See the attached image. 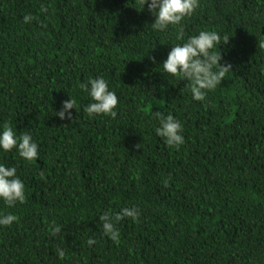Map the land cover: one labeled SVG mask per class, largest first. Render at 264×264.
<instances>
[{
	"label": "trees",
	"instance_id": "obj_1",
	"mask_svg": "<svg viewBox=\"0 0 264 264\" xmlns=\"http://www.w3.org/2000/svg\"><path fill=\"white\" fill-rule=\"evenodd\" d=\"M135 7L0 0V124L39 145L33 162L0 152L27 197L0 201L19 218L0 227V264H264V0H199L182 33L154 31ZM204 29L230 37L216 52L232 68L201 102L162 63ZM96 76L119 98L115 119L83 111L79 84ZM69 95L77 109L61 120ZM158 112L182 122L179 149L155 134ZM131 206L140 216L119 222V242L103 235L101 212Z\"/></svg>",
	"mask_w": 264,
	"mask_h": 264
},
{
	"label": "clouds",
	"instance_id": "obj_2",
	"mask_svg": "<svg viewBox=\"0 0 264 264\" xmlns=\"http://www.w3.org/2000/svg\"><path fill=\"white\" fill-rule=\"evenodd\" d=\"M138 10H147L154 16L151 27L154 31L167 33L170 28H177L182 33V22L192 16L199 7V0H136ZM41 11H47L42 8ZM38 17L32 14L23 16L25 24L32 23ZM182 39V36L180 37ZM229 36L221 35L214 30H200L197 34L189 36L181 43H175L162 63L163 73L169 77H180L188 81L186 88L190 91L192 99L205 101L209 92L214 91L225 79L232 65L222 62V53L216 48L227 45ZM223 41V42H222ZM155 63V57H151ZM89 97V102L83 106V111L90 118L96 116L115 119L118 115L119 98L110 88L108 80L103 76L90 77L79 84ZM70 96V95H69ZM77 109V100L70 96L62 102V107L55 112L61 120L72 119V109ZM158 124L154 125L155 134L162 138L169 148L179 149L185 143L184 127L182 122L173 114H154ZM0 152H14L27 162L36 161L39 157V145L29 132L18 133L10 122L0 124ZM167 181H165V184ZM26 185L17 173L15 165L9 166L0 162V201L9 208L26 202ZM140 210L136 206L122 207L119 211L111 209L102 211L99 215L102 234L114 242H119L120 231L117 225L124 218L138 220ZM18 216L12 212H0V227L11 226L18 221ZM59 227L52 229L53 234L60 232ZM89 246L95 243L91 237L87 240ZM56 254L63 259L65 251L57 248Z\"/></svg>",
	"mask_w": 264,
	"mask_h": 264
},
{
	"label": "rangeland",
	"instance_id": "obj_3",
	"mask_svg": "<svg viewBox=\"0 0 264 264\" xmlns=\"http://www.w3.org/2000/svg\"><path fill=\"white\" fill-rule=\"evenodd\" d=\"M154 104H150V106L149 107H152Z\"/></svg>",
	"mask_w": 264,
	"mask_h": 264
}]
</instances>
